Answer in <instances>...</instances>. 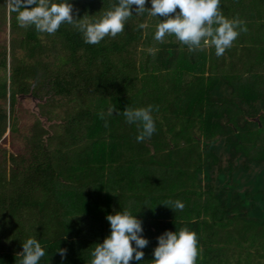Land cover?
<instances>
[{
	"label": "trees",
	"instance_id": "trees-1",
	"mask_svg": "<svg viewBox=\"0 0 264 264\" xmlns=\"http://www.w3.org/2000/svg\"><path fill=\"white\" fill-rule=\"evenodd\" d=\"M68 2L74 18L97 19L118 0ZM9 6L0 0L11 34L0 98L15 106H0V264H19L28 238L45 250L39 264H90L107 215L125 210L149 241L130 264H152L157 237L181 228L197 234L196 264H264V0H220L247 28L221 58L171 40L141 57L138 25L152 16L134 5L124 32L95 45L67 23L52 35L21 28ZM26 94L43 100L46 126L15 124ZM149 105L156 131L138 143L123 110ZM177 200L182 211L162 204Z\"/></svg>",
	"mask_w": 264,
	"mask_h": 264
},
{
	"label": "clouds",
	"instance_id": "clouds-1",
	"mask_svg": "<svg viewBox=\"0 0 264 264\" xmlns=\"http://www.w3.org/2000/svg\"><path fill=\"white\" fill-rule=\"evenodd\" d=\"M145 3L146 0H118L99 18L89 19L88 16L74 18L73 5L68 0H10L9 13L17 14L16 20L21 28L34 27L36 31L50 35L55 34L62 24H70L83 34L85 43L95 45L105 37L115 38L124 32L127 21L133 16L130 8L134 5L137 16L147 12L149 16L164 17L156 25L155 41L162 43L166 36H175L178 42L188 45L191 50L214 48L217 57L232 47L241 32L247 31L243 21L226 18L222 14L220 0H151V8H146ZM147 27L146 23L138 25L140 29ZM147 51L154 56L158 49L150 47ZM113 108L112 105L107 115H113ZM153 109L154 106L149 105L123 110L126 122L140 128L136 137L138 143L156 131ZM99 115L104 119L106 114L101 112ZM162 204L172 205L170 208L173 210L182 211L184 208L178 200ZM106 219L110 224V234L102 243L96 244L90 264H130L133 259L143 260L141 249L147 247L149 241L140 235L142 222L127 210L107 215ZM157 240L152 264H196L199 249L194 231L187 228H181L178 233L165 231ZM22 249L20 264H39L45 256L44 248L35 238L24 241ZM65 251L57 250L61 257Z\"/></svg>",
	"mask_w": 264,
	"mask_h": 264
},
{
	"label": "rangeland",
	"instance_id": "rangeland-1",
	"mask_svg": "<svg viewBox=\"0 0 264 264\" xmlns=\"http://www.w3.org/2000/svg\"><path fill=\"white\" fill-rule=\"evenodd\" d=\"M7 1L6 0V4H7ZM177 11H179V9H177ZM171 15H174V14H171ZM164 17H151V19L148 21L147 25H148V28H147V34H148V43L150 44L149 46H145V44H143L141 47V51H142V56L141 57H144L145 56V53L147 52V50L151 47V48H156L159 50V43L161 42H157L155 41L154 39V33L156 31V25L160 22V20H163ZM154 20V21H153ZM1 25V24H0ZM10 36L11 34L9 33L8 31V25H7V14L5 16V27L3 30H1V26H0V44H4V48L6 49V51L8 52V42H9V39H10ZM166 40H171L173 42H176V38L175 36H171V37H165L164 41ZM163 41V42H164ZM147 42V40H146ZM176 45H181V43H176ZM207 53V52H206ZM15 55L17 57H22L23 56V50L22 49H18L16 48L15 49ZM224 56V55H223ZM222 56H220L219 58H221ZM6 64H8V58H7V62ZM207 65V63L205 62V64L203 65V67H205ZM238 66V64H237ZM0 78H1V74H0ZM26 97V98H25ZM32 96H27L25 95L24 97H22L21 95H17L16 97V105L17 103L23 108V111H20L19 110V116L18 118H15V124L16 125H19L21 123H25V122H29L33 116L38 118V120L40 121V123H42L44 126L47 125V123L49 122L48 120H42L40 117H43L45 118L44 116H42L40 114V111H39V108L37 107V102H41L43 101L42 99H39V98H36V97H32ZM0 106L1 108L4 109V112L7 114V113H10V111H13L14 110V107L15 106H11V110L9 109V106H8V100L6 98L4 99H1L0 98ZM38 113V114H37ZM2 143V142H1ZM0 143V144H1ZM10 142H8L7 146L9 145ZM6 146V147H7ZM9 148V147H7ZM20 264V263H19Z\"/></svg>",
	"mask_w": 264,
	"mask_h": 264
},
{
	"label": "water",
	"instance_id": "water-1",
	"mask_svg": "<svg viewBox=\"0 0 264 264\" xmlns=\"http://www.w3.org/2000/svg\"><path fill=\"white\" fill-rule=\"evenodd\" d=\"M27 96H30V94H26ZM22 96V95H21ZM32 98V97H31ZM38 114V113H37ZM42 120H46L45 118H43V117H40ZM251 120H254V121H256L257 120V117L255 116V117H251L250 118Z\"/></svg>",
	"mask_w": 264,
	"mask_h": 264
}]
</instances>
